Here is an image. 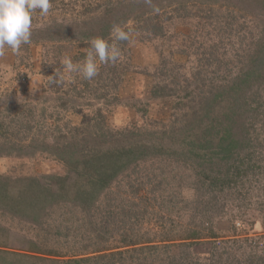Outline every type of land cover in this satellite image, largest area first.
Listing matches in <instances>:
<instances>
[{"label": "trees", "instance_id": "trees-1", "mask_svg": "<svg viewBox=\"0 0 264 264\" xmlns=\"http://www.w3.org/2000/svg\"><path fill=\"white\" fill-rule=\"evenodd\" d=\"M65 1L50 0L52 6ZM189 1L151 0L153 5L148 7L150 4L141 0H89L84 4L82 15L90 24L79 28L77 35L83 41L101 37L113 43L110 33L114 24L122 27L129 19L139 21L146 16L159 21L152 14L153 8L164 9L171 5L174 12L185 11V16L191 17L193 14L187 7ZM197 1L199 8L204 0ZM238 1L240 7L248 10L240 16L241 19L246 17L250 22H264V0ZM209 2L206 0L204 4ZM200 12V21L208 19V14ZM235 23L243 33L246 27L249 29L246 46L229 60L228 46L221 42L226 39L227 43L229 34L224 35V30H218L215 33L219 52L215 57L216 68L212 70L200 64L195 74L198 84L191 86L192 91L186 94L189 98L187 108L191 112L184 118L182 130L198 131L187 141L189 144L186 142L187 145L180 146L184 138L177 135L170 138V143H174L172 146L141 139L134 131L111 130L104 125L101 111L100 120L95 124L88 120L71 129L65 125L67 132H63L57 125L50 128L46 124L41 126V120L35 123L36 111L31 102L19 103L12 107L13 112L11 106L6 112L0 108V156L26 157L41 150L53 153L65 166L64 174L45 178L15 179L0 174V219L4 222L12 219L15 225L23 226L27 231L34 230L32 237L19 241L22 245L19 248L13 246L18 243V237L12 231L14 225L0 223V264H264V245L258 249V244L238 237L232 238L225 246L212 242L206 260L201 261L191 251L204 235L198 231V225L201 226L199 223L208 217L227 212L234 221L249 216L250 195L264 180V29L253 34L250 26ZM226 24L231 26L233 22ZM50 29L45 30L42 37L48 40L68 37L61 36V27ZM116 43L121 54L125 53L128 41ZM85 56L84 52L80 54L79 62ZM125 67L100 64L99 73L93 79L85 80L78 75L72 82H67L66 76L60 73L63 80L59 76L53 85H49L57 95L54 109L57 105L66 109L71 98L76 99L85 93L94 96L106 92L110 96L116 84L115 76ZM159 89L164 95L173 94L158 84L152 87L151 94L162 96ZM55 117L60 120L59 116ZM47 131L53 132L59 140L55 139L53 144L45 142ZM72 131L78 134L73 137ZM80 132L84 134L83 138L79 136ZM61 140H64L62 144ZM170 157L183 162L187 158L196 161L201 188L194 187V194L206 195L209 206L204 204L198 212V202L194 201V208L191 207L188 214L177 203L171 205L172 200L168 203L153 198L154 204H144H151L150 207L138 208L135 207L137 204H128L119 208L113 206L102 213L99 211V197L125 170H137L149 160ZM144 179L146 183L153 179L152 191L158 190L162 183L161 174L156 176L147 172ZM143 186V180L137 185H129L128 195L137 193ZM155 206L163 209L165 214L154 209ZM174 207L178 209L173 211ZM207 211L211 213L205 214ZM183 215H187V220L184 221ZM188 220L189 227L186 225ZM121 223L126 228L117 233L119 238L115 237L120 246L109 247V240L114 239L111 229L119 230ZM150 224H154L155 229L143 230ZM209 232L203 237H216L215 232Z\"/></svg>", "mask_w": 264, "mask_h": 264}, {"label": "rangeland", "instance_id": "rangeland-1", "mask_svg": "<svg viewBox=\"0 0 264 264\" xmlns=\"http://www.w3.org/2000/svg\"><path fill=\"white\" fill-rule=\"evenodd\" d=\"M141 1L144 4L146 2V0ZM207 1L210 2L205 4L203 2L199 8L197 0L189 1L187 7L193 14L191 17L185 16V11L174 12L171 5L169 8L160 9L159 14L152 13L159 21L154 20L152 16L143 17L139 21L129 19L122 26L129 32L128 47L126 52L121 54L120 60L115 63L119 64V68L126 67L123 72L120 70L115 76L116 84L112 87L110 96H107L106 92L105 95L96 93L94 96L85 93L76 99L71 98L66 109H60L58 105L54 109V98L57 95L49 85L53 82L52 76H55V72L64 74L67 82L76 80L80 75L69 74L64 69L62 60L67 56L73 63H79L80 54L86 53L89 48L88 41H83L77 35L79 28H86L90 24L88 18L82 15L84 4L89 0H70V2L66 0L58 6H52L47 15H41L40 10H36L32 14L31 42L21 46L19 55L7 49L4 56L0 57V108L6 112L8 106H11L13 112L12 107L19 103L31 102L36 111L33 121L41 120V126L46 124L50 128L57 125L63 132H67L65 125L71 129L88 120L95 124L100 120L98 115L101 111L104 116L102 117L104 125L112 128L111 130L134 131L141 139L169 144H171L170 138L177 135L181 139L184 138L180 146L189 144L192 135L198 131L192 133L191 129L182 130L184 118L191 112L187 108L189 98L186 94L198 84L195 74L200 64L208 69L216 68L215 57L219 52L215 33L222 29L224 35L229 34L227 43H225L226 39L221 42L228 46L227 57L232 60L234 56L241 53L243 46H246L247 31H249L246 27L243 33L239 24L235 22L250 26L253 34L264 29L263 21L250 22L246 17L240 18L248 10L240 7L238 0ZM209 4L212 6H206ZM151 5L153 3L148 7ZM201 10L202 13L208 14V19L199 20L198 14H201ZM70 12H72L71 15ZM60 22L62 26H59ZM227 22H233V25L228 26ZM58 26L62 29L61 36H68L67 38L48 40L42 37L45 30L50 28L55 30L54 28L57 29ZM237 34L239 37H236ZM210 52L212 56H209ZM223 52H225L224 49ZM97 63L99 66V61ZM56 79H59V76ZM32 80L38 81L39 86L36 90H32ZM155 84L173 94L164 95L159 89L158 92L162 96L152 95L151 89ZM55 115L59 116L60 120ZM46 133L45 142L53 144L55 139L59 140L53 132ZM71 133L73 137L74 134H78L73 131ZM79 134L83 138L84 134L82 132ZM29 135L32 136V133ZM63 141H60L61 144ZM171 145L174 146V143ZM147 172L156 176L161 174L162 183L158 186V190H151L150 184L153 179L146 183L144 176ZM64 173V164L50 152L39 150L32 156L26 157L0 156V174L10 175L15 179L30 176L45 178ZM156 179L159 181V177ZM141 180L144 186L140 191L128 195L127 192L130 189L128 186L137 185ZM198 180V165L193 158H187L186 162L178 158L175 160L173 157L149 160L141 164L137 170L128 169L119 175L99 197L98 209L102 213L104 210L113 209V206L119 208L128 204H137L135 207L138 208L150 207L155 198L157 201L164 200L168 203L172 200L174 202H171V205L177 203L188 214L191 207L194 208L193 202L197 201L198 212H200L202 206L204 204L209 206V203L206 195L199 192L194 194V187L201 188ZM261 183L263 184L261 186L258 184L250 195L252 204L248 209L249 216L233 221L231 214L225 212V214L212 215L199 223L202 225H198V231L204 235H201L202 238L191 249L197 258L201 261L209 258L212 242H217L218 246H225L234 237L258 244V249L264 245V180ZM146 203L151 204L145 206ZM229 203L230 201H227V204ZM154 209L165 214L164 210H160L157 206ZM176 209L178 208L174 207L173 211ZM209 213L211 211L205 214ZM183 218L184 221L187 220V215H183ZM0 223L4 226L14 225L12 231L18 237V243L15 242L13 246L21 248L19 241L34 235L33 228H31L32 231H27L23 226L15 225L12 219H7L6 222L0 219ZM130 223L133 221L130 220ZM186 225L190 226L189 220ZM125 228L126 225L121 223L119 230L111 229L110 234L114 239L109 240V247L120 246V242L115 237L119 238L117 233H121ZM145 228L155 229V225L150 224L148 227L145 225L143 230ZM209 231L215 232L216 237H203L209 234Z\"/></svg>", "mask_w": 264, "mask_h": 264}, {"label": "clouds", "instance_id": "clouds-1", "mask_svg": "<svg viewBox=\"0 0 264 264\" xmlns=\"http://www.w3.org/2000/svg\"><path fill=\"white\" fill-rule=\"evenodd\" d=\"M151 4V0H146ZM52 8L50 0H0V57L4 56L7 49L19 55L21 46L31 42L32 14L40 10L41 15H47ZM153 12L159 14V7H154ZM110 36L113 43L101 37L90 38L89 48L85 59L79 63H73L70 57H64L62 65L69 73H78L85 80H91L99 73V64H115L121 58V51L116 42L128 41L129 32L119 24H114ZM60 76L55 72L52 80ZM31 79V78H30ZM61 81L63 77L60 76ZM32 90L39 86L38 81L32 80Z\"/></svg>", "mask_w": 264, "mask_h": 264}]
</instances>
